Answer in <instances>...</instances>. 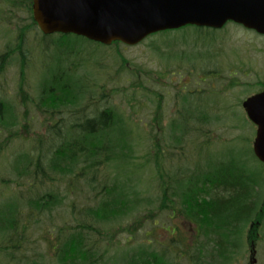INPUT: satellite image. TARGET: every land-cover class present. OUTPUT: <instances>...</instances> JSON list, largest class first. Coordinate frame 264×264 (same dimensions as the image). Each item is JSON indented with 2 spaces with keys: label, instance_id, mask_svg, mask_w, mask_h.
Wrapping results in <instances>:
<instances>
[{
  "label": "rangeland",
  "instance_id": "1",
  "mask_svg": "<svg viewBox=\"0 0 264 264\" xmlns=\"http://www.w3.org/2000/svg\"><path fill=\"white\" fill-rule=\"evenodd\" d=\"M12 1L0 0V55L13 48L17 52L11 58V53L5 55L6 60L10 59L0 76V100L17 118L14 130L18 135L0 154V204L14 199L17 192L13 183L17 155L35 152L38 140L47 139L48 126L60 116L73 118V113H69L73 111V105L64 106L63 111L60 108L58 114L52 113L53 108L42 105L44 83L51 80L61 58L60 65L67 69L72 80L90 84L89 91L85 90L79 97L78 107L93 105V101H99L100 107H104L109 102L124 115L132 130L134 162L140 166L139 172L128 181L139 191L134 210L119 222L99 224L106 234L104 237L97 232L92 235L93 240L100 238L97 247L101 251L105 248L108 254L115 256L144 246L165 252L172 263L190 264L188 254L182 250L194 244L196 226L178 213L159 211L161 180L154 164V143H158L163 152V169L170 176L188 172L201 160L203 163L204 158L207 160L209 154H218L216 156L224 159L221 156L226 157L228 153L246 158L247 166L253 172H264V165L252 152L256 128L241 105L246 96L260 90L259 81L264 82V36L228 22L224 29L215 32L208 29L201 32L189 26L163 36L151 35L134 46H106L74 35L64 39L58 33L46 36L37 27L30 26V12L14 6ZM203 33L209 36L199 37ZM23 38L26 47L24 54H20ZM61 39L76 46L74 53L59 54L64 49L58 43ZM155 43L172 46L165 54L168 48L162 47L164 51L158 52ZM25 61L27 64L23 69ZM186 96L191 99H185ZM158 104H161V116L156 121ZM183 115L189 121V130L178 142L172 135V125L179 124ZM65 131L68 133L69 128ZM201 131H209L214 143L210 145L212 149L201 148L203 152H200L199 144L192 141V136H200ZM179 134L178 130L176 135ZM7 138L9 133L0 126V143ZM109 170L114 174V169ZM262 178L264 180V174ZM60 188L65 194L64 203L42 216L40 229L31 226L30 230L37 232L29 236L22 250L15 252V263L58 264L51 253L46 254L45 241L39 237L40 233L43 235L41 229L52 232L55 225H74L80 216L78 211H72V204L75 201L78 207L84 204L82 199L77 201L74 192L66 195L63 183ZM150 211L153 217L145 219L142 228L135 232H117L113 242H107L119 226H127ZM252 222L245 229L239 247L229 253L227 264H264V219L263 222ZM180 236L185 238L184 242H172ZM1 239L3 236L0 235ZM5 244L0 242V246ZM0 253V264H8L9 258L2 251Z\"/></svg>",
  "mask_w": 264,
  "mask_h": 264
},
{
  "label": "trees",
  "instance_id": "2",
  "mask_svg": "<svg viewBox=\"0 0 264 264\" xmlns=\"http://www.w3.org/2000/svg\"><path fill=\"white\" fill-rule=\"evenodd\" d=\"M12 4L27 9L32 17V0H13ZM34 24L33 21L30 26ZM168 32L171 31L152 36H163ZM60 36L64 39L70 35ZM208 36L203 33L199 37ZM62 39L58 43L65 51L60 50L59 54L74 53L73 48L76 46ZM113 45L120 46L121 43L115 42ZM155 45L156 50L161 53L164 51L162 47L168 48L164 51L165 54L169 53L172 46L169 43ZM15 50L13 48L0 55V76L8 63L5 55ZM60 64L61 58L51 80L44 83L42 105L53 108V114H58L64 106L73 105V111L69 112L73 113V118L60 116L52 126H48L47 139L38 140L35 152L17 155L13 165L16 176L13 183L17 192L14 199L0 204V235L3 236L0 242H6L0 246V251L9 258L8 264H18L13 261L15 252L22 250L28 243L29 236L37 232L30 230L31 226L40 229L42 216L64 203L65 194L60 188L63 183L66 195L74 192L78 197L77 201L82 199L84 204L81 207H78L76 201L72 204V211H78L80 216L74 225L63 223L55 225L52 232L45 228L41 229L43 235L39 232L40 239L46 244V254L51 253L55 263L175 264L165 252H157L144 246L113 256L108 254L107 249L101 251L97 247L98 242H101L100 238L92 239L95 232L100 237L106 234L99 224L119 222L134 210L139 191L128 181L139 172L140 166L134 162L132 130L124 115L109 102L104 107H100L99 101H93V105L78 107L79 97L85 94V90L89 91L90 84L87 86L85 81L72 80L67 69ZM259 85L260 90L264 89V82L259 81ZM187 98L190 97L186 96L185 99ZM155 115L156 121H159L161 104H158ZM183 116L180 117L179 124L172 125V135L178 142L189 130V121ZM200 120L204 121V118ZM16 125L17 118L10 112L8 105L0 100V126L9 133V138L0 143V154L17 137L18 132L14 130ZM66 128H69L68 133ZM178 130L181 134L176 135ZM201 135L196 138L192 136V141L199 144L200 149H212L210 145L214 143L209 137V131H201ZM154 146V164L161 180L159 211L170 210L174 215L178 213L196 226L194 244L184 248L182 253L188 254L190 264H227L229 253L239 247L248 224L252 220L263 222L264 172H253L248 168L246 158H239L233 153L221 156L224 158L221 159L216 156L218 154L210 155L208 151L210 157L207 160L204 158L203 163L201 160L188 172L170 176L163 169V152L159 144L154 143ZM111 168L115 170L114 174L110 172ZM15 199L17 201L12 202ZM150 217H153L151 211L137 217L127 226H119L111 239L107 237V242H113L117 232L137 231L144 226L145 219ZM174 229L176 231L175 226ZM201 238L204 240L201 241ZM184 240L180 236L172 239V242ZM108 260L110 261L106 263Z\"/></svg>",
  "mask_w": 264,
  "mask_h": 264
},
{
  "label": "water",
  "instance_id": "3",
  "mask_svg": "<svg viewBox=\"0 0 264 264\" xmlns=\"http://www.w3.org/2000/svg\"><path fill=\"white\" fill-rule=\"evenodd\" d=\"M45 34L72 33L106 45H136L186 25L222 28L228 21L264 35V0H33ZM256 124L254 153L264 163V90L243 103Z\"/></svg>",
  "mask_w": 264,
  "mask_h": 264
},
{
  "label": "flooded vegetation",
  "instance_id": "4",
  "mask_svg": "<svg viewBox=\"0 0 264 264\" xmlns=\"http://www.w3.org/2000/svg\"><path fill=\"white\" fill-rule=\"evenodd\" d=\"M24 40H25V39L23 38V41H22L23 44H22V46H21V48H20V51H19L20 54H24V52H25V50L23 49V48L26 47V46H25V42H24ZM12 56H14V55H11L10 58H11ZM261 210L263 211V209H261ZM261 210H260V211H261ZM252 221H253V222H256V223H259L258 220H252ZM252 221H251V222H252ZM253 222H252V224H253ZM252 224H251V225H252Z\"/></svg>",
  "mask_w": 264,
  "mask_h": 264
},
{
  "label": "bare ground",
  "instance_id": "5",
  "mask_svg": "<svg viewBox=\"0 0 264 264\" xmlns=\"http://www.w3.org/2000/svg\"><path fill=\"white\" fill-rule=\"evenodd\" d=\"M248 97H249V96H246V98H244L243 101H242V103H241L242 108H243L244 111H245V109H244L243 103H244V101H245ZM56 114H57V113H56Z\"/></svg>",
  "mask_w": 264,
  "mask_h": 264
}]
</instances>
